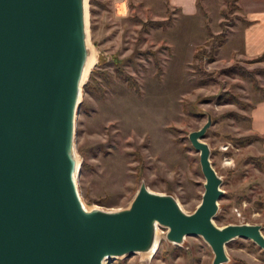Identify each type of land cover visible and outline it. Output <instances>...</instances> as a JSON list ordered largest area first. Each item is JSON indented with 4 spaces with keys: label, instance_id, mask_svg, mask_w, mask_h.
Listing matches in <instances>:
<instances>
[{
    "label": "rangeland",
    "instance_id": "rangeland-1",
    "mask_svg": "<svg viewBox=\"0 0 264 264\" xmlns=\"http://www.w3.org/2000/svg\"><path fill=\"white\" fill-rule=\"evenodd\" d=\"M203 1L198 17H183L165 4L88 0V48L95 64L75 121L79 195L89 210L115 212L129 208L145 184L195 213L206 180L190 135L211 117L203 141L224 192L215 224L261 226L264 234L263 143L231 140L256 136L251 112L264 100L256 87L264 88V76L240 73L264 68L238 56L236 38L244 23L238 6ZM167 20V26H145ZM167 233L159 226L160 245L151 258L139 253L104 264H213L203 238L175 245ZM226 253L227 264H264V250L250 240L229 243Z\"/></svg>",
    "mask_w": 264,
    "mask_h": 264
},
{
    "label": "water",
    "instance_id": "water-1",
    "mask_svg": "<svg viewBox=\"0 0 264 264\" xmlns=\"http://www.w3.org/2000/svg\"><path fill=\"white\" fill-rule=\"evenodd\" d=\"M89 58L86 0H0V264H104L150 251L157 225L175 245L203 238L213 264L237 239L264 250L261 226L215 224L224 192L203 141L211 117L190 135L206 180L195 213L145 184L125 210H86L74 136Z\"/></svg>",
    "mask_w": 264,
    "mask_h": 264
},
{
    "label": "crops",
    "instance_id": "crops-1",
    "mask_svg": "<svg viewBox=\"0 0 264 264\" xmlns=\"http://www.w3.org/2000/svg\"><path fill=\"white\" fill-rule=\"evenodd\" d=\"M137 2L165 4L183 17H198L199 3L203 0H135ZM202 1V2H201ZM240 16L244 19L236 35L238 56L242 60H254L264 55V0H239ZM264 68V61L261 63ZM251 124L257 136L264 138V100L251 112ZM264 146V143H263Z\"/></svg>",
    "mask_w": 264,
    "mask_h": 264
},
{
    "label": "trees",
    "instance_id": "trees-1",
    "mask_svg": "<svg viewBox=\"0 0 264 264\" xmlns=\"http://www.w3.org/2000/svg\"><path fill=\"white\" fill-rule=\"evenodd\" d=\"M238 1L239 0H232V2L235 3L237 6H238ZM199 8L201 11H203V7H202L201 3H199ZM238 8H239V6H238ZM169 24H170V20L161 21V22L152 21V22H147L145 24V26L150 25V26H161V27H163V26H167ZM220 36H222V35H220ZM201 52L205 53V50H201ZM199 56H200V52L195 55V60H197L199 58ZM263 61H264V55L262 57L257 58V59L249 60V62H251V63H257V62H263ZM233 72H234V70H232V69L227 71V73H233ZM239 73H240V71H239ZM256 73H259L261 76H264V69H260V70H257L256 72H250V73L246 72V71H241L240 74H242V76L244 78H247V75H249L250 78H253V75H255ZM256 87L259 91H261L262 95H264V88L260 87L258 84H256ZM231 140L235 143L242 144V145L247 144V143H251L255 140H259L260 142L264 143V138L257 136V135L252 136V137H246V138H240V139H231ZM252 161L256 162V161H259V159L253 158Z\"/></svg>",
    "mask_w": 264,
    "mask_h": 264
},
{
    "label": "bare ground",
    "instance_id": "bare-ground-1",
    "mask_svg": "<svg viewBox=\"0 0 264 264\" xmlns=\"http://www.w3.org/2000/svg\"><path fill=\"white\" fill-rule=\"evenodd\" d=\"M86 4H88V0H86ZM92 55V54H90ZM95 64V59L93 56H91L89 58V61H88V64H87V68H86V71H85V77L83 79V83H85V80L88 76V74L90 73L92 67L94 66ZM79 164V163H78ZM86 208V207H85ZM86 210H89L88 208H86ZM91 210V209H90ZM99 210V209H98ZM156 240H155V245L154 247L148 251V252H142L145 255L149 256L150 258L154 256V254L157 252L158 248H159V245H160V239H159V226L157 225V229H156ZM150 260V259H149ZM107 261V260H106ZM105 261V262H106Z\"/></svg>",
    "mask_w": 264,
    "mask_h": 264
}]
</instances>
